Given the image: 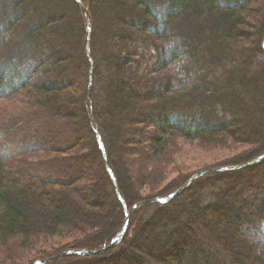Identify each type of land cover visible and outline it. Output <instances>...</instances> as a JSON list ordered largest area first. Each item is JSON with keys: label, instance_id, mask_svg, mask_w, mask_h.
<instances>
[{"label": "trees", "instance_id": "1", "mask_svg": "<svg viewBox=\"0 0 264 264\" xmlns=\"http://www.w3.org/2000/svg\"><path fill=\"white\" fill-rule=\"evenodd\" d=\"M257 1L0 0V105L11 102L0 106V242L16 241L23 253L49 237L96 230L98 239L68 243L64 251L101 249L126 217L117 191L128 209L133 206L122 154L139 151L134 173L146 180L176 136L257 144L264 136V19L254 50L241 30ZM117 5L122 9L114 17L105 16L114 31L97 36L104 7ZM73 23L80 30L78 69L73 49L58 41V31ZM26 41L36 53L21 50ZM41 42L50 53H40ZM245 47L252 58L248 50L238 55ZM251 73L255 97L244 86ZM260 147L247 160L223 166L255 159L264 154V140ZM244 169L206 174L171 201L138 208L122 242L106 252L47 264H264V175L253 197L240 204L234 196L225 200L222 191L209 200L192 197L206 178H236ZM106 213L115 222L110 230ZM225 234L232 241L226 255L214 242L221 244Z\"/></svg>", "mask_w": 264, "mask_h": 264}, {"label": "rangeland", "instance_id": "2", "mask_svg": "<svg viewBox=\"0 0 264 264\" xmlns=\"http://www.w3.org/2000/svg\"><path fill=\"white\" fill-rule=\"evenodd\" d=\"M12 2V0H5L4 5L9 4ZM242 2V1H241ZM254 4V3H253ZM36 5V4H35ZM121 6L117 5L115 9L110 10L108 6L104 7L105 12H101L100 16V22L97 30V36H99L102 31H106V34H111L114 31V28L109 25V21L106 19L105 16H108L110 18L114 17V13L118 12V10H121ZM116 11V12H115ZM104 14V15H102ZM111 15V16H110ZM122 16H124V19H129L128 15L125 13H121ZM262 18L264 19V1L259 0L254 4V10L251 11L250 17L248 18L249 23H247L241 30L242 34L245 36L246 41L245 44L253 45V50L256 49L258 46V38L260 33V28L262 26ZM105 24L108 26H105ZM72 28H67L66 26L62 28V30L58 31V33H61V39H59V36L56 38V41L59 42H65L66 46L75 52L76 55V68H80L82 65L81 57H79L78 50L79 43H80V30L78 28V23L71 24ZM70 26V27H71ZM89 26V25H88ZM106 27V28H105ZM75 34V35H74ZM55 40V38H52V41ZM264 41V39H263ZM45 44V45H44ZM42 44L40 43L39 51L40 53L48 52L50 53V50L48 51V42ZM81 44V43H80ZM263 45V43H262ZM258 48V47H257ZM26 50L28 54H34L36 53V48L32 47L30 43L27 41L24 42L21 45V50ZM264 49V47H263ZM246 50L248 53L249 58H252L253 55L250 54L248 47L243 48L242 51L238 53L239 56H246ZM23 51V52H24ZM80 52V51H79ZM259 54V52H258ZM258 56V55H257ZM238 57V56H236ZM255 67V66H254ZM253 68V65H252ZM264 71V68L261 69ZM247 69H245V72ZM10 72V71H9ZM12 75V74H11ZM195 78L198 82L201 81L200 85L206 87V83L198 78V76L195 75ZM248 83L244 85L247 87L248 90L252 92V96L255 97L257 95L256 90L253 86V73L248 75L247 77ZM208 84V83H207ZM213 88L210 87L209 90H212ZM219 89H215V92L218 93ZM214 91V90H213ZM261 91L264 94V88H261ZM208 94H211V91L207 92ZM11 102L8 100L5 101L3 105H0L1 107L10 108ZM20 104V103H19ZM246 126V125H245ZM245 128V127H244ZM257 137V136H256ZM258 138H260V141L257 144H250L247 142H240L232 139L229 136L222 137L220 141L215 142H201L200 139H186L183 136H176L172 142V144L169 145L166 157H164V161L160 162L157 166V169L151 168L149 172L151 173V176L148 178L143 179V172L139 171L138 173H134L138 166L141 164V157H139L141 154L139 151L135 150L133 152L129 151V155L122 154V158L125 164V167L127 169V174L129 175L128 186L130 188L129 195L131 198H133L132 205L134 206L137 204L138 201L144 200L146 198H151L154 196H163L170 191L177 188L179 185H184L186 182H188L196 173L209 169V168H215L223 165L228 164H235L239 162H243L247 160L248 158L252 157L259 151L261 148L260 145L264 140V136L260 135ZM84 146V151H88L89 145L86 141H81ZM260 147V148H259ZM149 163V162H148ZM157 164V161L155 160L154 165ZM243 164V163H242ZM264 164L261 163L257 165L256 167L252 169H244L240 171V174L238 177H227L226 175H222L221 177H210L206 178L202 181V185H198L194 189H192V197L196 200H199L203 197H207L206 200L212 199V195L218 193V191L223 192V198L225 200H231L234 196L236 200L239 201H233L238 204H240L242 201H244L246 198H252L255 192L256 184L259 182V179L264 175V170L260 169L258 170V167L262 166ZM264 167V166H263ZM210 174V173H208ZM206 175V174H205ZM141 176V178H140ZM204 176V175H203ZM199 177L195 180H193L190 183V187L195 186V182L197 185V182L203 177ZM141 181H140V180ZM142 180L144 182H142ZM260 185L263 186V183L260 181ZM260 189V187H258ZM239 189V192L237 193V190ZM261 195V194H260ZM135 203V204H134ZM131 204V203H130ZM132 206V207H133ZM116 207V212L118 215V212H121ZM182 207V206H181ZM108 208V207H107ZM71 209V208H68ZM108 213L110 212L107 211ZM105 215V221L109 222L110 225L106 230H110V227L112 228L113 224L115 222H110V215ZM115 213V212H114ZM121 214V213H120ZM99 221L102 220L101 216H99ZM116 218V216L114 217ZM149 230V229H148ZM148 230H145L142 233H147ZM264 231V229H263ZM96 230H91L90 232H85L83 235L74 234L73 236H69L68 234L66 236H55V237H49L45 240H40L35 245V247H28V251L25 249L24 252H20V248L23 246L18 245L16 241H8L6 243L0 242V261L3 264H33V262H36L37 260L46 258L51 255L60 254L64 252L65 246H67L68 243H81L85 242L89 239H98V235L95 234ZM221 238V237H219ZM100 239V235H99ZM138 242L144 247L149 248V245L147 240L144 237V234L138 235ZM216 247L220 250L222 254H227L232 252L230 247L231 240L227 238V234L223 236L222 243L217 239H214ZM75 245V244H74ZM244 245V244H243ZM61 258V257H60ZM242 258V257H241Z\"/></svg>", "mask_w": 264, "mask_h": 264}, {"label": "water", "instance_id": "3", "mask_svg": "<svg viewBox=\"0 0 264 264\" xmlns=\"http://www.w3.org/2000/svg\"><path fill=\"white\" fill-rule=\"evenodd\" d=\"M77 2H79L80 4L82 3L81 0H77ZM90 26H88V43H87V54H88V57L90 58V62L92 63V67L94 66L93 65V60L91 58V52H90V44H89V38H90ZM263 47H264V41H263ZM90 81H92V75L90 77ZM96 132H97V140H98V143H99V147L101 148L103 154H104V158L106 159L107 156H106V150H105V145H104V142L102 140V137L101 135L99 134V132L97 131V129L95 128ZM264 161V154L256 157L255 159L249 161V162H246V163H243V164H239V165H232V166H223V167H215V168H209V169H205V170H202L198 173H196L188 182H186L183 186H181L179 189H177L176 191H174L172 194L170 195H167V196H164V197H156V198H153L151 200H144V201H141L137 204H135L131 209H128L127 208V205H126V202L124 200V198L121 196V194L119 193V191H117V195L119 197V199L121 200V202L123 203V206H124V211H125V214H126V217H125V220L123 222V225L121 227V229L119 230V232L113 237V239L111 240V242L108 244V245H105L103 248L101 249H98V250H90V249H68V250H65L64 252L60 253V254H57V255H54V256H51V257H48V258H45V259H41V260H37L35 262V264H47L51 261H54L64 255H70V254H78V255H81V256H94V255H98V254H101L103 252H106L107 250L117 246L119 243L122 242V240L124 239L127 231H128V228H129V219H130V215L132 214V212H134L135 210H137L138 208L146 205V204H149V203H154V202H168V201H171L172 199H174L176 196H178L183 190H185L189 185L190 183L205 175V174H208V173H216V172H223V171H230V170H238V169H244V168H248V167H251V166H254V165H257V164H260ZM107 169H108V172L110 174V176L113 178V180L116 182V179H115V176L113 174V171L112 169L109 167V165H107Z\"/></svg>", "mask_w": 264, "mask_h": 264}, {"label": "bare ground", "instance_id": "4", "mask_svg": "<svg viewBox=\"0 0 264 264\" xmlns=\"http://www.w3.org/2000/svg\"><path fill=\"white\" fill-rule=\"evenodd\" d=\"M76 1H77V0H76ZM182 192H183V191H182ZM176 197H177V196H176ZM176 197H175V198H176Z\"/></svg>", "mask_w": 264, "mask_h": 264}]
</instances>
